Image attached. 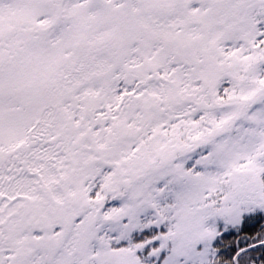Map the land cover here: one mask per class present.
Here are the masks:
<instances>
[{
    "label": "snow or ice",
    "instance_id": "snow-or-ice-1",
    "mask_svg": "<svg viewBox=\"0 0 264 264\" xmlns=\"http://www.w3.org/2000/svg\"><path fill=\"white\" fill-rule=\"evenodd\" d=\"M0 264H264V0H0Z\"/></svg>",
    "mask_w": 264,
    "mask_h": 264
}]
</instances>
